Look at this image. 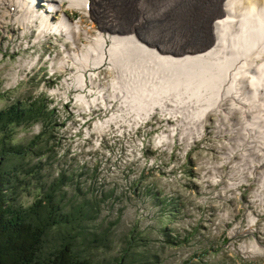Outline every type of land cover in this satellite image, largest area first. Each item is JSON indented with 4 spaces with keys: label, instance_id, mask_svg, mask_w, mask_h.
I'll use <instances>...</instances> for the list:
<instances>
[{
    "label": "rangeland",
    "instance_id": "374dc122",
    "mask_svg": "<svg viewBox=\"0 0 264 264\" xmlns=\"http://www.w3.org/2000/svg\"><path fill=\"white\" fill-rule=\"evenodd\" d=\"M108 1L111 0H91L89 16L92 12L99 13L102 20L107 13L120 18L127 16L124 0L116 3V10L114 7L110 8V4L107 5ZM68 12L73 19L82 18L79 11ZM243 18L244 16L241 17ZM84 19L85 24L88 22L86 26L99 27L97 18ZM145 26H141L143 31H147ZM152 29L155 31L154 27ZM52 41L51 45L36 42V34L25 36L16 23H11L10 28L5 31L0 28V111L19 101L28 103L37 99H50L53 108H60L65 100L64 94L73 101L79 93V88L68 91L67 84H60L63 79L70 78L74 69H67V74L57 75L56 79L45 80V63L49 54L51 59L47 68L52 72V61L61 56L59 49L66 40L63 38L59 43ZM65 46L70 47L69 44ZM104 67L99 70L102 82L113 77L106 69L107 64ZM52 88L61 89L56 97L58 102L50 95ZM68 114L76 115V106H68ZM61 116L60 123H64V126L56 134H59V138L64 132L67 136L71 135L76 155H90L91 162L86 165L88 168L81 173L73 166L75 163L61 162L56 155L47 164V155L42 161L43 169L34 167L29 174L21 177L17 203L28 208L43 198L45 191L63 173L79 174L75 177L76 184L58 191L57 200H61L66 209L91 200L99 211L96 221H89V225L87 224L97 234L96 239L89 241L88 238L77 237L76 249L82 257L91 259L94 264H117V260L122 257L125 259L124 264H264V255L256 256L258 254L254 255L243 247L244 242L254 240L253 235L258 241L261 237L264 241V209L260 212L259 207H256L255 214L256 203L252 202L257 194H264L261 182L251 177L246 185L229 187L226 182L229 180L227 171L231 165L224 164L220 172L214 171L223 160L220 147L223 146L224 139L214 137L213 124L207 126L206 135L191 144L189 151L185 153L184 142L177 135L176 148L168 150L174 158L169 160L166 157L167 165L162 169L159 162L164 161V157H160L159 162L156 161L157 147L151 138L159 131L155 124H147L146 130L139 129L138 135L144 133L148 136L143 141V150L153 152L155 165L150 166L152 162L148 163L144 159L139 160L140 164L133 168V136L128 137L127 133L123 136L108 133L104 136L108 146L98 149L90 128L88 141L83 126L80 133L74 136L72 133L79 129V122L74 120L73 129L68 130L65 129L66 116L62 113ZM99 116L102 114L91 118L89 126ZM209 123H213V120ZM168 125L175 124L169 121ZM45 128L43 123L37 122L27 127H15L9 131L10 143L27 146L39 137L37 147L42 146L49 135H43ZM63 147L64 142H59L58 149ZM124 149L128 151V163L124 165L123 161L124 164L120 165V158L125 159ZM119 150L122 151L118 152ZM64 153L73 158V151L64 150ZM39 162L40 159H28V166L40 165ZM83 162L86 161L81 164ZM78 188L82 194H79ZM247 209L253 211L258 218L256 225L251 227L246 219ZM236 222H242L243 229L240 233H244L243 237L232 235ZM55 235L56 231L49 233L48 249L55 244ZM259 246L264 245L259 243Z\"/></svg>",
    "mask_w": 264,
    "mask_h": 264
},
{
    "label": "bare ground",
    "instance_id": "6f19581e",
    "mask_svg": "<svg viewBox=\"0 0 264 264\" xmlns=\"http://www.w3.org/2000/svg\"><path fill=\"white\" fill-rule=\"evenodd\" d=\"M56 1L82 13L73 25L64 20L55 29L78 46L70 56L75 73L68 87L75 77L83 91L88 77L90 105L115 108L116 114L98 124V134L112 131L115 123L134 129L160 114L174 120L173 129L189 148L213 124L214 137L224 139L223 160L214 171L230 164L227 174L234 179L254 177L264 187V0H124L126 17L89 16L99 17L100 28L84 23L88 0ZM120 2L107 5L116 10ZM144 25L147 31L141 29ZM44 33L41 27L36 41ZM105 63L113 77L104 82L96 80L98 72L86 77ZM163 136L157 137L160 144Z\"/></svg>",
    "mask_w": 264,
    "mask_h": 264
},
{
    "label": "trees",
    "instance_id": "16d2710c",
    "mask_svg": "<svg viewBox=\"0 0 264 264\" xmlns=\"http://www.w3.org/2000/svg\"><path fill=\"white\" fill-rule=\"evenodd\" d=\"M53 117L45 99L19 101L0 111V264H94L77 252L76 245L77 237L96 239L97 234L88 226L98 218L95 203L85 200L66 209L57 200L58 191L76 184L74 175L63 173L56 178L45 196L28 208L17 203L21 177L34 167L43 169L45 156L47 164L55 157L59 128ZM35 122L46 127L43 135L49 134L44 145L37 147L39 137L27 146L10 143L9 131ZM33 158L40 159V165L28 166V159ZM52 231H56V240L48 249L47 238ZM124 260L119 258L117 264H124Z\"/></svg>",
    "mask_w": 264,
    "mask_h": 264
},
{
    "label": "built area",
    "instance_id": "2783aa9c",
    "mask_svg": "<svg viewBox=\"0 0 264 264\" xmlns=\"http://www.w3.org/2000/svg\"><path fill=\"white\" fill-rule=\"evenodd\" d=\"M69 88L70 89L67 88V90H71V87H69ZM64 97H65V100H64L63 103H61L62 107H60V108L57 107V108L59 110H61L62 115L66 116V118H65V129L67 128L68 130H72L74 125H75V121L77 120L79 122V129L77 130V132L72 133L74 136L76 134L80 133V131H81L80 128L83 126L84 127V131L87 132L86 133L87 136H88L87 141L90 139V132H93L94 140H95L94 141L95 146L98 147V149H102V148H106L108 146L106 144L107 140H105V138H104V136L106 134L110 133V134H115L117 136H123L124 135V133L120 134V132L116 130V129L119 128L118 124L110 125L111 128H112V131H109V132L104 133L102 135H100L96 131H94L99 126H101V125L98 126V124L104 123L107 119H110V117L112 116V114L110 113V109L109 108H105V107H103L100 104L98 106H94V107L91 106L90 105L91 104V99L89 97H84L83 100L82 99H77V98L74 97L73 101L71 99H69V97L66 96V95H64ZM56 102H58L57 98H56ZM68 106H76V115H69L68 114ZM99 114H102V116L101 117L99 116L97 119H95L92 122V124L89 126L90 119L93 118V117H97ZM68 118L69 119L71 118V120H69ZM168 121L169 120L166 119L165 117L155 116L154 115V116H152V118L150 120H148V121L142 123L141 125H139V128L141 130H143V131L146 130L145 126H147V124H155L156 125L159 133L155 134L151 138L154 139L155 145L157 147V151H156L157 155H155L156 158H157L156 161L159 162L158 159L160 157H164V161H160L159 162V163L162 164L160 166L161 169L165 165H167L166 157L169 160H172V158H174V156H172V154H169L168 150L172 151V147L176 148V143H175L176 137H169V134L171 133L172 128L168 125ZM89 128L91 129L90 132H88ZM162 135H165V136H163L164 140H163L162 144H160L158 142L157 137L158 136H162ZM126 136H128V137H132L133 136L134 137V141H132V143L134 142V144H133V148L131 149L132 152H133L132 153L133 154V161L135 162V164H133L134 165L133 168H135L136 166H138V164H140L139 160H144V159L147 160L148 163L152 162V165H150V166L155 165L154 164V158L152 156H150V155H147L149 152H144V150H143V143H144L143 141H145L148 136H146V134H144V133H141L139 135L135 134V133H127ZM59 142H64L63 149H59L61 154L64 153V150L73 151V158H77L80 161V164H81L82 161H86V162H83L81 165H87L89 162H91L89 154H85V157H80V156L76 155V153L74 152V148H73L74 146H73V141H72L71 135L67 136L66 132H64L62 134V137L59 138ZM123 145H125V144H123ZM126 145H128V144H126ZM184 146L186 148L185 144H184ZM121 151L122 150H119L118 152H121ZM124 151L126 152L125 153V159L124 158H120V165L124 164L123 161L125 162L124 165H126L128 163L127 157H126V154L128 153V151L125 150V149H124ZM185 152H186V149H185V151L183 153H185ZM227 177L229 179L226 182V184L228 186H232V185H241V186L242 185H246V182H242L241 179L238 178V177H236V179H234L233 178L234 176H231V175H227ZM261 197H262V195L260 193L257 194L255 197H253L254 200L252 202L256 203V205H254L255 214H256V207H259L260 212H262L261 209H264V206H260L261 205ZM257 199H258V201L256 202ZM245 213L247 215L246 219H247L248 223L250 224L249 227H251L253 225H256V223L258 222V218H257V216H255L253 211L246 210ZM256 219H257V221H256ZM251 220L255 221L253 225H251ZM241 226H242V222L241 223L240 222H236L235 226H234V229H233L234 234H232L233 232L231 234L236 237L237 233L240 232L241 229H242ZM253 239L254 240L251 239V241H248L247 243L244 242L243 245L244 246L248 245L250 248L256 250V248L259 247V244H257V242L261 243L262 245L264 244V241H263L262 237L260 238L261 240H259V241L257 240V238L255 236H253ZM254 247H256V248H254Z\"/></svg>",
    "mask_w": 264,
    "mask_h": 264
}]
</instances>
